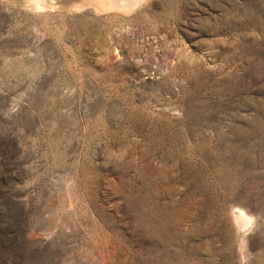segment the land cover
<instances>
[{
  "label": "rangeland",
  "instance_id": "1",
  "mask_svg": "<svg viewBox=\"0 0 264 264\" xmlns=\"http://www.w3.org/2000/svg\"><path fill=\"white\" fill-rule=\"evenodd\" d=\"M0 264H264V0H0Z\"/></svg>",
  "mask_w": 264,
  "mask_h": 264
},
{
  "label": "bare ground",
  "instance_id": "2",
  "mask_svg": "<svg viewBox=\"0 0 264 264\" xmlns=\"http://www.w3.org/2000/svg\"><path fill=\"white\" fill-rule=\"evenodd\" d=\"M241 208H242V207H241ZM237 214H238V213H237ZM244 214H245V213H244ZM243 216H244V215H243ZM243 216H241V217H243ZM237 218H238V216H237ZM238 220H239V218H238ZM241 220H243V219L241 218ZM245 220H246V219H245ZM250 221H251V220H250ZM250 221H249V222H250ZM242 223H243V221H242ZM248 224H249V223H248ZM250 224H251V222H250ZM241 226H242V225H241ZM242 233H243V232H242ZM242 233H241V234H242ZM242 242H243V241H242Z\"/></svg>",
  "mask_w": 264,
  "mask_h": 264
}]
</instances>
